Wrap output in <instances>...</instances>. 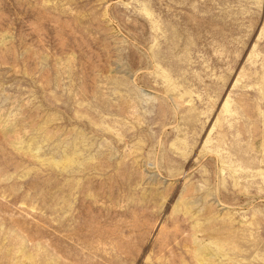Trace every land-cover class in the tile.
Here are the masks:
<instances>
[{
    "label": "rangeland",
    "instance_id": "obj_1",
    "mask_svg": "<svg viewBox=\"0 0 264 264\" xmlns=\"http://www.w3.org/2000/svg\"><path fill=\"white\" fill-rule=\"evenodd\" d=\"M0 264H264V0H0Z\"/></svg>",
    "mask_w": 264,
    "mask_h": 264
}]
</instances>
